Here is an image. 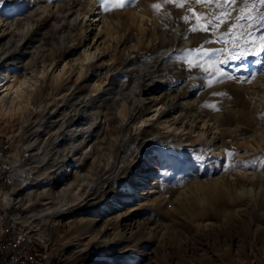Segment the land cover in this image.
Returning a JSON list of instances; mask_svg holds the SVG:
<instances>
[{
  "label": "rangeland",
  "instance_id": "rangeland-1",
  "mask_svg": "<svg viewBox=\"0 0 264 264\" xmlns=\"http://www.w3.org/2000/svg\"><path fill=\"white\" fill-rule=\"evenodd\" d=\"M98 4L108 21L104 26L105 34L111 31L130 34L124 36L125 43L121 47L125 51L115 56L114 63H98L91 70L89 80L79 83L78 93L89 108L106 110L109 106L108 111L112 113L111 100L118 95L117 89L112 87L127 83L130 88L138 80L144 96L150 97L145 85L152 81L161 94L177 95V114L181 115L182 121L205 118L217 121L223 148L220 151L219 145L215 147L205 140V136L196 138L189 133L178 136L155 127L153 135L145 137L147 140L128 131L125 139L117 141V151L110 142L114 129L111 123L100 133L95 131L92 134L89 130V137H101L93 149L88 150L91 144L85 148L89 155L83 157V162L73 163L62 154L55 158L53 152L59 149L62 153L63 148L75 146L71 139H64L73 135L69 137L61 124L64 118L68 122L73 119V115L67 116L66 99L22 125L14 121L9 128H1L0 137L7 140L10 150L15 134L16 156L7 160L13 166L16 179L13 199L26 230L24 242L34 245V252H37L29 259L34 261L33 264H264L263 204L238 213L232 210L234 206L231 204L223 209L222 218H214L213 206L221 209L222 203H233L237 194L229 196L233 191L227 188L221 192L224 194L222 198H216L211 188L199 187V183L203 185L205 180L243 167L237 166L241 162H248L249 166L244 168L249 172L264 177V140L257 135L264 129V52H260L259 45H245L246 40L264 35V28L245 18L236 19L241 16L243 0L229 9L230 18L225 17L219 27L210 28L207 33H193L189 29L207 27L218 20L215 5L191 4L193 14L189 15L185 9L165 4L163 0H136L135 4L123 9L115 4L108 7L102 0H98ZM156 4L161 7L154 9ZM77 9L89 11V0H0L2 18L19 21V29L26 26L27 21L35 24L34 30H29L25 47L15 52V60L20 66L18 74L35 72L41 60L54 57L52 51L55 47L67 44L69 36L77 32L73 19ZM54 10L59 12L56 19H49L44 13ZM135 12L156 18V24L144 21L148 32L156 34L152 45L142 39L136 49L131 48L140 35L134 23L136 17L132 16ZM201 13L208 15L200 16ZM184 15H189L188 24L180 19ZM56 24L59 28H55ZM8 35L6 32L0 42L5 43ZM193 48L203 50L191 54L185 51ZM253 52L259 54L253 55ZM233 53L245 55L240 59L230 58ZM21 62H27L26 66L23 67ZM188 63L200 66L188 67ZM221 72L227 76L221 77ZM106 74L111 78V86L87 97L90 87ZM140 76L144 79L141 80ZM209 77L214 81L211 87L208 86ZM124 92L129 94V89ZM144 96L141 110L149 100ZM80 101L78 99L77 103ZM85 123L83 118L78 120V125L86 130ZM51 126L53 132L48 129ZM76 134L80 135V132ZM89 137L87 141L91 139ZM107 152L117 154L110 170L105 166L101 168L103 162L93 163L92 160L94 157L104 158ZM145 153H149L147 159L143 158ZM128 155L134 156V160ZM132 161L136 162L132 173L123 177L122 172ZM156 161L160 162L159 167L148 172L147 168ZM119 169L120 175L117 174ZM65 179H70L76 187L66 199H62L65 202L62 207L69 205L66 207L68 212L76 210L74 217L95 215L106 220L114 217L107 232L102 229L106 225L103 222L96 223L93 228L82 226L76 229L69 228L66 225L68 219L64 217L56 225L44 222V214L59 206L53 198L63 186L60 181ZM108 181L115 188L123 181L124 184L118 187L119 193L103 195L101 187L107 186ZM255 183L257 186L261 184L258 180ZM80 184L84 187L82 193L88 192L84 200L66 204ZM130 186L134 188L132 193L128 191ZM47 188L50 194L44 193ZM152 188L156 191L151 194L149 190ZM23 199L27 202L22 203ZM79 206L84 210L77 209ZM96 230L101 233L95 234ZM228 235L236 236L230 245L229 256L224 250L229 242L226 240ZM0 264L9 262L0 259Z\"/></svg>",
  "mask_w": 264,
  "mask_h": 264
},
{
  "label": "bare ground",
  "instance_id": "bare-ground-1",
  "mask_svg": "<svg viewBox=\"0 0 264 264\" xmlns=\"http://www.w3.org/2000/svg\"><path fill=\"white\" fill-rule=\"evenodd\" d=\"M89 8V11L86 12H81L80 9L76 10V17L73 19L74 22H76L77 32L69 36L67 44L55 47L52 51V54L55 53L53 55L54 57L41 60V65L40 67L38 66L35 72H25L22 75L18 74L20 66L17 65L19 62L15 60V52L21 51L22 48L25 47L24 44L29 40L27 38L29 30L33 29L35 24L27 21L26 26L19 29V21L16 22L15 20H10L9 17L2 18V12L0 10V41L6 32L9 33L6 42H0V129L2 128L3 130V128H9L12 126L10 124L14 121L22 125L26 120H33L41 114V111L52 110L57 106L58 101L66 99V108H68L66 111L67 116L71 114L73 115V119L68 122V120L64 118L61 124L67 129L69 137L73 135L71 138L64 139H71L75 146L72 148H63L62 153L59 152L58 149V151L53 152V155H56H54L55 158H58L59 154H62L65 158H69L73 163L78 161L83 162V157L89 155L88 151H84L85 148L91 144L90 148L88 147V150L90 151L93 149L101 137L100 135L94 137H92V135L89 137V130L92 131V134L95 131L100 133L102 129L108 128L111 123L114 124V129L113 139L110 142L116 147L115 150L117 151H119L117 143L120 141V138L123 140L127 137L128 131H133L137 136L146 139L147 136L153 135V132H155L156 129L155 127L159 130L162 129L170 133L178 134V136L181 134L186 135L187 133L194 134L196 138H202L205 136V140L210 141L215 147L219 145L218 149L222 151V133L217 121L212 122L208 118L200 121H195L196 119L182 121L181 115L177 114L179 110L177 109V95L175 94L172 97H169L168 95L161 94L160 90L157 86L155 87V85H153L154 82L152 81L145 85L150 97H147L149 100L146 102L145 108L142 110L140 109V104L142 103L145 93L142 92V85H140L141 88L139 87V80L130 88H127L129 86L127 83H124V85L119 87H112L113 89L116 88L118 91L116 93L118 95L114 96L111 100V103L113 104L112 113L108 111L110 108L109 106L106 110L100 109L99 107L97 110L89 108V104L85 102L86 100L84 97L78 93L79 83H85L89 80L88 76L90 75L91 70L96 67L98 63H114V61H116L115 56L120 52L125 51V49H122L121 47V44L125 43L124 36L130 34L128 32L125 34H117L114 31L105 34L104 26L108 21L106 15L103 13V9H101L102 7L98 4V0H89ZM57 11L58 10L51 12L44 11V13L46 16H49V19H53V17L56 19L59 16V12ZM89 12L91 13L89 14ZM132 14V16L136 17H134L136 19V22L134 23H136L137 29L139 30L138 34L140 35H137L136 37V44L130 45L131 48L136 49V47L141 44V41H143L142 39H144V42H147L148 45L150 43L152 45L156 40V34H150L148 32V29L145 27L146 25H144V21L147 20L150 24H156V18L153 16L150 17V15H147V13L144 12L139 13L138 15L136 12ZM66 20L67 19H64V21ZM55 28H59V26L56 24ZM132 40L133 38L129 39L130 42ZM219 43H221V47H224L221 40H219ZM56 48H58L57 51H55ZM60 49H66V51L61 52L62 50ZM26 63L21 62V65L25 67ZM140 79H144V76H140ZM111 84V78L106 74L102 80L96 82L90 87V90L86 95L89 97V94L92 92H102L106 87H110ZM125 89H129V94L124 92ZM147 98L144 96L145 100ZM78 99H81L79 103H77ZM82 102H85L86 104L83 103V105H80ZM95 103L97 104V102ZM80 118L86 120V130L83 128L84 126L78 125V120ZM52 128V126L49 127V131L53 132L54 129ZM78 131L80 132V135L76 134ZM85 134L88 136H85ZM257 135L259 136V139L264 140V129H261V132ZM14 137L15 134L12 136L13 144L11 150L5 149V147L11 148V146L8 145L6 139L0 137V152H3V155H0V163L4 166H10V157L14 158L16 156L14 150ZM88 137L91 138L89 141H87ZM80 149L82 150L81 154L79 153ZM107 154L108 155L104 158H92L93 163L103 162V164L100 165L101 168L102 166H105V169L107 170L112 169L117 154H109V152H107ZM148 156L149 153L143 154V158L147 159ZM127 157L130 158V160H134V156L132 155H128ZM135 163V161L129 163L122 172L123 177H127L132 173ZM159 163V161L153 162L147 168L148 172L156 170L159 167ZM120 171L121 169L118 170L117 174L120 173ZM73 177H76V174L73 175ZM13 179L14 182L9 183V188H3L0 182V207L9 209L11 213L19 212V207L13 199L15 196L13 188L16 180L15 177H13ZM256 180L261 183L259 186L256 185ZM60 182L63 186L60 187V190L56 192V197L53 198L56 199L55 203L56 205L59 204V206H57L58 208L52 209L47 214H44V222L46 224L56 225L64 217L68 219L66 225L73 229L82 226H91L93 228V226H96V223L103 222V224L106 225L102 229H105L107 232L109 229L108 225L113 221L114 217L107 220L103 217H98L99 219H102L100 221L95 215L89 217L77 215V217H74L73 213L76 210L68 212L66 207H69V205L62 207L65 203L62 199H66L67 195H69L76 186L70 181V179H65ZM106 184L107 186L103 185L101 187V193L103 195H107L108 193H119L118 187L122 186L124 181L119 183L120 185L116 188L110 181ZM199 185V187L207 186L208 188H211V191H213L212 194L216 198H222L224 194L221 192L227 188H230V190L233 191V193H229V196L235 193L237 194V198L233 203L228 204L224 202L222 203L223 207L221 209L213 206L212 216L214 218L220 216L222 218L225 214V210L223 209H226L231 204L234 206L232 210H235L237 213L243 212L247 208H254V206L259 203L263 204L264 208V177L257 175L256 172H249L247 168L238 167L232 173L225 172L213 179L211 178V180H205L203 185L200 183ZM83 188L82 184H80L78 188H76V191H74V197H72L71 201H66V204L84 200L85 195L88 194V192L84 191L82 193ZM128 191L132 193L134 192V188L130 186L128 187ZM155 191L156 190L152 188L149 190V193L152 194L155 193ZM44 193L50 194L49 189H44ZM205 199L206 196L202 197L203 201ZM25 202H27V200L23 199L22 203ZM77 209L84 210L81 206L77 207ZM18 216L20 217V213L9 214V223L19 224V226L23 227ZM100 233L101 231L99 230L95 231V234L97 235ZM234 237L236 236L232 237V235H228L226 239L229 242H226V248H224V250L228 253V256L229 253H231L230 249L232 248H230V245L234 242ZM0 251H3V244L1 242ZM0 259L2 262L8 261L6 258L0 257Z\"/></svg>",
  "mask_w": 264,
  "mask_h": 264
},
{
  "label": "snow or ice",
  "instance_id": "snow-or-ice-1",
  "mask_svg": "<svg viewBox=\"0 0 264 264\" xmlns=\"http://www.w3.org/2000/svg\"><path fill=\"white\" fill-rule=\"evenodd\" d=\"M102 2L108 6L111 7L113 4H115V7L123 9L124 7L132 6L136 3V0H102ZM163 3L165 4H172L178 9H185L189 15L193 14V8L190 6L191 4H208V5H215L216 10L219 13V18L216 21H213L210 23L207 27L199 28L196 26H193L189 29V31L193 33L203 32L207 33L209 32L210 28H216L219 27L220 23L224 21L225 17L230 18V12L229 9H231L232 5H236L240 3V0H163ZM243 7L240 8L241 16H237L236 19L240 20L241 18L248 19L249 21L253 23H257L260 27L264 28V0H243ZM161 5L156 4L153 5L154 9H159ZM259 9V11H258ZM189 15L181 16L180 19L185 23H189ZM207 13H201L200 16H207ZM215 15V13H213ZM199 19V17H197ZM184 37H181V40H183ZM245 45H250L252 47H256L259 45L260 52H264V35L257 36L253 38L252 40H246ZM237 47H240L239 45ZM203 49L201 48H193V49H185L186 52L189 54L193 52H200ZM253 55H257L259 53L253 52ZM245 55V53H240V55H235L233 53L230 58L234 59H240L242 56ZM225 63L227 61H224ZM188 67H199L200 65H194L191 63H188ZM207 71V69H205ZM215 75V74H213ZM221 77L227 76L225 72L220 73ZM231 79V77H228ZM215 82H218L215 81ZM214 83L213 79L211 77L208 78V86L211 87ZM229 155H234L233 153H229ZM237 166H243L248 167V162H241L240 165ZM232 167L231 165L229 166ZM264 170V168H262Z\"/></svg>",
  "mask_w": 264,
  "mask_h": 264
},
{
  "label": "built area",
  "instance_id": "built-area-1",
  "mask_svg": "<svg viewBox=\"0 0 264 264\" xmlns=\"http://www.w3.org/2000/svg\"><path fill=\"white\" fill-rule=\"evenodd\" d=\"M10 147H5L9 149ZM3 155V152H0ZM13 166H4L0 163V182L3 188H9V183L14 182ZM12 213H20L12 212ZM9 209L0 207V242L3 244V251H0V257L6 258L12 264H33L37 252H34V245H28L24 242V227L19 224L9 223ZM29 246V248H27ZM44 264V262H39Z\"/></svg>",
  "mask_w": 264,
  "mask_h": 264
}]
</instances>
